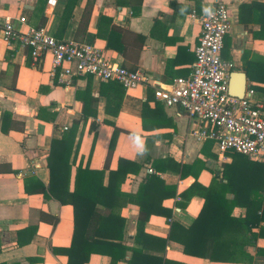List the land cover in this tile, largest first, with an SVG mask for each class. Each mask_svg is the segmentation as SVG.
<instances>
[{
    "label": "crops",
    "instance_id": "obj_1",
    "mask_svg": "<svg viewBox=\"0 0 264 264\" xmlns=\"http://www.w3.org/2000/svg\"><path fill=\"white\" fill-rule=\"evenodd\" d=\"M72 1L49 7L48 0H0V22L25 29L24 15L28 25L95 44L108 60L168 86L189 76L196 61L202 24L192 12L200 17L223 2L232 18L223 49L236 64L230 81L244 72L247 88L264 100V0H142L138 12L128 0ZM202 126L157 99L153 85L68 79L53 71L51 54L36 62L29 47L0 37V264H72L70 254L73 264H264V223L253 227L259 237L247 244V227L239 223L247 208L229 211L234 191H244L239 180L255 179L264 192V162H234L235 150L220 154L213 140H197ZM69 130L76 132L63 181L69 186L54 194L49 155L54 139ZM121 158L138 171L128 172L118 196L104 197L109 205L87 201L76 219L70 193L78 169L105 168L107 185ZM216 179L236 185L222 204L203 210V187ZM141 205L151 216L140 228ZM94 212L107 219L96 230Z\"/></svg>",
    "mask_w": 264,
    "mask_h": 264
},
{
    "label": "built area",
    "instance_id": "obj_2",
    "mask_svg": "<svg viewBox=\"0 0 264 264\" xmlns=\"http://www.w3.org/2000/svg\"><path fill=\"white\" fill-rule=\"evenodd\" d=\"M56 3L48 0L49 7ZM191 17L202 24L196 61L189 76L178 77L168 86L156 85L157 80L142 70H130L108 60L95 44L60 40L46 26L28 25L24 15L19 21L25 29H17L10 19L0 22V37L8 44L18 40L29 47L36 62L51 54L53 71L60 70L68 79L92 75L102 81H118L127 89L153 85L156 98L166 106H180L190 118L203 123L194 132L197 140H213L220 154L235 150L264 162V100L257 99L255 89L249 87L242 97L230 93V76L236 64L223 57L225 37L232 26L229 6L220 2L200 17L194 10Z\"/></svg>",
    "mask_w": 264,
    "mask_h": 264
},
{
    "label": "trees",
    "instance_id": "obj_3",
    "mask_svg": "<svg viewBox=\"0 0 264 264\" xmlns=\"http://www.w3.org/2000/svg\"><path fill=\"white\" fill-rule=\"evenodd\" d=\"M127 3L134 11L138 12L142 0H128ZM70 4H72L73 6L74 2L71 0ZM75 133V130H69L63 135L62 139H54L52 150L48 160V165L52 174L51 184L54 194H56L58 191L68 189V183L66 184L63 181H65L66 177L69 176V171L71 170L70 154L74 145ZM113 151L114 137L112 138L109 146L108 159H110V157L112 156ZM233 161L240 162L252 160H250L242 153L234 152ZM129 164L137 166L133 161L121 158L119 161V167L116 170H110V177L107 185L103 184L105 168L103 170L94 171L81 170V168L78 169L76 174L75 187L74 190L70 193L71 196L76 198L75 200H73V204L76 209V219L79 218V207H83L87 201H92V204L98 201L100 203L109 205V202H107L104 197L119 195L118 191L120 189L121 183L126 178L128 172L130 170L138 171L139 169L138 166L136 167V169H134L133 167H131L132 165ZM80 176H84V178H81ZM153 178H155V176L150 178V180H153ZM254 180L255 179L239 180V182H237L236 184L244 186V191L242 189H238L237 191L233 190L235 197L232 200L231 205L229 204V211H231L235 205H241L247 208L248 213L246 217L242 220H239V223L241 222L247 227V244H253L259 237L257 232H252L253 227L262 222L264 223V192L259 190V188H254ZM233 184H235V182L231 180L222 182L217 181L216 179L210 186L205 188L203 187V197L205 198V205L203 207V210L211 209L212 204H222L219 200H221V198H224L226 192L231 189ZM141 212L142 213L139 219L140 228L151 216V214L147 212V209H145V206L142 205ZM112 218L113 216L109 218V221ZM90 220V228L93 230H96V226H101V224L107 222V219H104L102 216L98 215V213L95 212L93 213V218L91 217ZM215 221H217V216H215ZM260 237H264V225L261 226ZM99 238L107 239V237L103 235H99ZM185 248L186 251H190L187 245ZM208 254L211 258H215V253L213 250ZM89 255H91V253H87L84 256V259ZM74 257V255L70 254V262L72 258V264L74 262Z\"/></svg>",
    "mask_w": 264,
    "mask_h": 264
},
{
    "label": "water",
    "instance_id": "obj_4",
    "mask_svg": "<svg viewBox=\"0 0 264 264\" xmlns=\"http://www.w3.org/2000/svg\"><path fill=\"white\" fill-rule=\"evenodd\" d=\"M246 88V74L244 72L233 74L230 81V93L237 97H242L245 94Z\"/></svg>",
    "mask_w": 264,
    "mask_h": 264
}]
</instances>
